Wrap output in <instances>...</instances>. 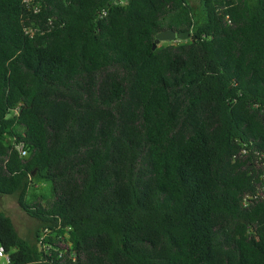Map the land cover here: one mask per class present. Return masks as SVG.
I'll use <instances>...</instances> for the list:
<instances>
[{
  "label": "trees",
  "instance_id": "1",
  "mask_svg": "<svg viewBox=\"0 0 264 264\" xmlns=\"http://www.w3.org/2000/svg\"><path fill=\"white\" fill-rule=\"evenodd\" d=\"M37 1L0 0L9 263L264 264V0Z\"/></svg>",
  "mask_w": 264,
  "mask_h": 264
},
{
  "label": "rangeland",
  "instance_id": "2",
  "mask_svg": "<svg viewBox=\"0 0 264 264\" xmlns=\"http://www.w3.org/2000/svg\"><path fill=\"white\" fill-rule=\"evenodd\" d=\"M195 11H199L198 0H189ZM182 40H175L171 42H178ZM169 42V41H168ZM0 210L11 217L18 234L26 239H33L36 220L27 216L18 206L16 197L12 195L0 196ZM0 264H7V260L0 257Z\"/></svg>",
  "mask_w": 264,
  "mask_h": 264
},
{
  "label": "built area",
  "instance_id": "3",
  "mask_svg": "<svg viewBox=\"0 0 264 264\" xmlns=\"http://www.w3.org/2000/svg\"><path fill=\"white\" fill-rule=\"evenodd\" d=\"M113 4H125L127 2V0H112ZM22 4L28 9V10H32L34 12H37L39 10V3L37 0H22ZM103 13H105L103 11ZM24 31L26 33H29L30 35H32V33L34 32V29L32 27H25ZM15 113H18L17 109L14 110ZM12 146L17 149V151H19L21 153V155H25L26 154V150L24 149L23 143H18V142H14L12 141ZM49 232V230L47 228H45L42 232V234L39 236L38 238V244H41L42 240L45 237V234ZM0 257H3L7 260V264H10L9 262V255L4 251V249L0 246Z\"/></svg>",
  "mask_w": 264,
  "mask_h": 264
},
{
  "label": "water",
  "instance_id": "4",
  "mask_svg": "<svg viewBox=\"0 0 264 264\" xmlns=\"http://www.w3.org/2000/svg\"><path fill=\"white\" fill-rule=\"evenodd\" d=\"M190 38V32L189 31H180V32H175L172 29H165L162 31H159L155 35V41L152 49L155 48V46L159 42H168V41H175V40H187ZM2 194H0L1 196Z\"/></svg>",
  "mask_w": 264,
  "mask_h": 264
}]
</instances>
